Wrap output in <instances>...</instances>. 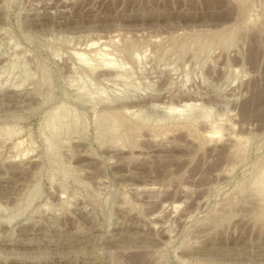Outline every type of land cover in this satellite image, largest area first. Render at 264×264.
Returning <instances> with one entry per match:
<instances>
[{
    "label": "rangeland",
    "instance_id": "rangeland-1",
    "mask_svg": "<svg viewBox=\"0 0 264 264\" xmlns=\"http://www.w3.org/2000/svg\"><path fill=\"white\" fill-rule=\"evenodd\" d=\"M262 96L264 0H0V264H264Z\"/></svg>",
    "mask_w": 264,
    "mask_h": 264
},
{
    "label": "bare ground",
    "instance_id": "bare-ground-1",
    "mask_svg": "<svg viewBox=\"0 0 264 264\" xmlns=\"http://www.w3.org/2000/svg\"><path fill=\"white\" fill-rule=\"evenodd\" d=\"M192 5H193V3H192ZM256 52V51H255ZM262 95V94H261ZM262 97H264V96H262ZM262 100V99H261ZM258 101H260V99H258ZM258 101H256V102H258ZM251 105V104H250ZM259 182V181H258ZM258 184V183H257ZM260 184H261V188H262V186H264V177L260 180V183L258 184L259 185V187H260ZM258 186H257V192L258 191H260L261 189L259 188ZM259 188V189H258ZM263 191V190H262ZM262 191H260V193L262 192ZM259 193V192H258ZM263 193V192H262ZM262 211V210H261ZM263 212V211H262Z\"/></svg>",
    "mask_w": 264,
    "mask_h": 264
}]
</instances>
